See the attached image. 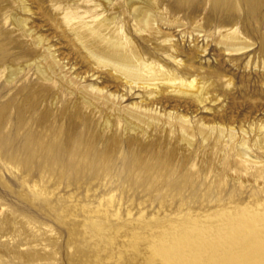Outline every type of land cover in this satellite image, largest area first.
I'll list each match as a JSON object with an SVG mask.
<instances>
[{
    "label": "rangeland",
    "instance_id": "1",
    "mask_svg": "<svg viewBox=\"0 0 264 264\" xmlns=\"http://www.w3.org/2000/svg\"><path fill=\"white\" fill-rule=\"evenodd\" d=\"M236 2L0 0V220L11 218L4 231L0 223V264L264 260L254 249L264 248V130L245 134L258 161L246 162L196 127L264 125V0ZM79 18L104 19L153 49L159 39L145 42L133 27L146 20L172 38L180 60L206 69L215 85L204 102L162 95L161 108L191 116V139L131 117L141 129L128 131L118 113L138 98L115 101L116 110L86 90L121 87L75 41L68 24ZM231 24L247 44L232 54L217 45ZM198 25L204 53L191 48ZM54 65L42 79L39 69Z\"/></svg>",
    "mask_w": 264,
    "mask_h": 264
},
{
    "label": "bare ground",
    "instance_id": "2",
    "mask_svg": "<svg viewBox=\"0 0 264 264\" xmlns=\"http://www.w3.org/2000/svg\"><path fill=\"white\" fill-rule=\"evenodd\" d=\"M228 1L214 0V2L222 3L226 6H228ZM176 2L181 6L185 0H176ZM240 2L242 0H237L236 3L239 4ZM227 22L229 23L231 21L227 20ZM147 23L146 20L143 23L134 21L133 27L138 34L143 36L142 39L145 42L155 37L159 39L157 43L153 44V49L147 48V44H140L138 46L126 32L124 33L123 29L113 31L104 19L97 20L90 18L84 20L79 18L76 22H69V31L73 34L75 41L81 49L83 48L85 55L91 61H94L97 67H102L109 71L119 83V87H121V90H118V92H107L103 86L90 84L86 90L92 96L102 99L106 97L107 103H113L116 110L118 104H115V101L120 103L130 95L138 98V100H133L126 107L125 113H118L119 117L121 116L120 119L124 120V127L128 131L141 129V126L137 122H134L137 119L148 128H151L153 125H158L162 129L176 130L184 139L189 140L194 130L191 116L188 113L175 110V107L169 109L161 108L164 104L162 95L182 96L202 103L209 98V86L215 85V80L211 84H207V78L204 77L205 73H207L206 69L202 66L185 64L184 61L178 58L179 49L172 38L164 34L157 26H152L150 30ZM225 25L222 22V26ZM194 30L195 32H192H194L195 37L192 39L193 47L191 48L192 50L195 49L194 52L204 53L207 47L197 44L195 41L198 36L202 35L200 34L202 31L201 25H198ZM240 31L241 29L239 27L237 29L231 24L227 30L221 32L217 44L218 47L230 54L243 51L247 47L245 42L246 37L241 35ZM207 38L206 35L205 39ZM158 51H160L159 54ZM188 57H192V54ZM164 58L167 60H164ZM166 62L171 64H167ZM55 65L50 70L40 68L38 74L42 79H51ZM214 75L216 77L224 76L218 72L214 73ZM9 77H12L11 74H9ZM224 82L227 86H230V77L225 76ZM129 117L134 118V120H131ZM106 123H108L107 120ZM251 124L249 126L248 122L245 126L243 122L240 123L238 126L239 134L237 133L239 131H236V127L233 124H225L219 121H213L211 123L200 121L198 125L196 124V127L202 140H207L210 135H213L215 144L223 142L231 148L236 147L244 161L258 162L251 158V149L247 143L245 134L254 129L264 130V125L261 122H258V124L251 122ZM263 147L264 142L261 148ZM0 221L3 231L9 228V224L11 223L9 216L3 217ZM248 224L250 223L247 222ZM2 230L1 232L4 233ZM258 245L254 248L255 253L264 254V248H261L260 244ZM20 255L29 257L28 255L30 254L28 252V254ZM181 261L183 260L177 257V262L181 263ZM230 264L234 263L231 262ZM250 264H264V260L261 258L254 260L252 257Z\"/></svg>",
    "mask_w": 264,
    "mask_h": 264
}]
</instances>
